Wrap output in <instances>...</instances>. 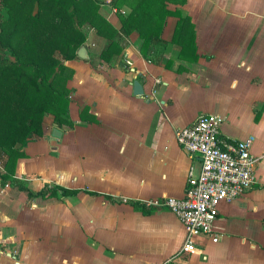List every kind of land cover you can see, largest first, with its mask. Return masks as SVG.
Masks as SVG:
<instances>
[{
  "label": "crops",
  "instance_id": "0c3cea01",
  "mask_svg": "<svg viewBox=\"0 0 264 264\" xmlns=\"http://www.w3.org/2000/svg\"><path fill=\"white\" fill-rule=\"evenodd\" d=\"M98 1L119 30L111 0ZM169 8L191 18L196 60L180 58L171 42L175 16L147 56L136 31L119 32L122 50L109 61L100 54L110 40L82 26L87 58L65 61L74 70L67 83L74 126L60 128L45 115L43 135L24 143L14 175L31 192L45 184L80 191L31 197L0 180V264H164L181 247L184 227L170 210L147 203L184 196L201 162L174 131L207 113L223 118V139L252 138L254 181L220 204L217 241L196 237V250L174 264H264V0H185ZM84 107L97 121L81 120Z\"/></svg>",
  "mask_w": 264,
  "mask_h": 264
},
{
  "label": "trees",
  "instance_id": "16d2710c",
  "mask_svg": "<svg viewBox=\"0 0 264 264\" xmlns=\"http://www.w3.org/2000/svg\"><path fill=\"white\" fill-rule=\"evenodd\" d=\"M121 27L116 29L99 13L98 0H0V180L13 182L28 196L62 198L80 190L45 184L31 192L14 178L17 161L25 156L24 143L43 135L45 115L62 128H72L68 81L74 74L65 61L77 57L85 41L82 26L89 24L110 40L100 57L109 61L122 50L114 40L119 32L136 31L142 39L141 54L161 41L168 16L177 17L171 42L180 46L179 57L197 59L194 24L178 8L185 0H111ZM128 8L122 14V8ZM83 121H97L84 107ZM87 191V190H85ZM92 193V192H89ZM138 205V202H132Z\"/></svg>",
  "mask_w": 264,
  "mask_h": 264
},
{
  "label": "built area",
  "instance_id": "2783aa9c",
  "mask_svg": "<svg viewBox=\"0 0 264 264\" xmlns=\"http://www.w3.org/2000/svg\"><path fill=\"white\" fill-rule=\"evenodd\" d=\"M222 123L219 115L200 114L174 131L177 144L189 155L198 156L201 166L195 175L189 173L183 197L156 198L147 203L170 210L184 227L181 247L164 264H174L177 257L192 254L198 236L208 235L217 241L213 223L220 204L239 197L253 184L252 138L227 141L221 136Z\"/></svg>",
  "mask_w": 264,
  "mask_h": 264
},
{
  "label": "water",
  "instance_id": "95a60500",
  "mask_svg": "<svg viewBox=\"0 0 264 264\" xmlns=\"http://www.w3.org/2000/svg\"><path fill=\"white\" fill-rule=\"evenodd\" d=\"M77 55L83 59L87 58V49L85 46H80L77 50ZM133 91L135 94H141L143 92L141 84L135 80L133 82Z\"/></svg>",
  "mask_w": 264,
  "mask_h": 264
}]
</instances>
